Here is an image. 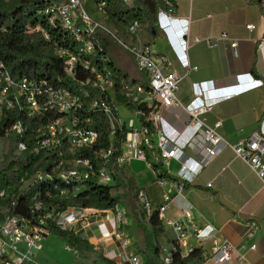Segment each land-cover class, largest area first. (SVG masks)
Returning a JSON list of instances; mask_svg holds the SVG:
<instances>
[{
    "label": "built area",
    "instance_id": "2783aa9c",
    "mask_svg": "<svg viewBox=\"0 0 264 264\" xmlns=\"http://www.w3.org/2000/svg\"><path fill=\"white\" fill-rule=\"evenodd\" d=\"M121 1L128 7L135 3V0ZM149 1L154 4L156 26H161L163 22L185 23L181 30V62L186 75L190 69H197L190 66L186 53L192 42L196 44L202 39L198 36L190 37V20L178 17L175 0ZM108 3V0H95V9L101 21L86 10L84 0L52 3L43 11L48 16L49 23L60 26L75 45L60 47L56 51L64 61V71L70 86L56 85L47 79H31L27 76L14 78L0 59V115L12 110L21 111L32 119L56 115L37 130L32 147L24 141L15 145L16 155L27 151L30 155L55 156L53 161H45L48 164L47 170L37 171L29 180L20 181L18 194H25L41 183L54 182L53 190L57 193L52 196L47 191L46 197L66 200L76 197L89 181L93 180L103 186L114 184L116 168L124 169L132 160L144 162L155 176L162 168L168 173L170 162L175 160L180 163V168L171 176L174 180H162V183L175 188V192L167 190L163 203L159 206L153 203L144 189H140L136 197L138 207L148 216L158 212L161 218L174 197L182 196L184 187L193 183L197 175V170L190 167L189 160L185 159V150L189 148L200 155L195 164L201 167L225 147H230L248 165L264 189V132L257 131L239 144L230 145L220 133L222 121L209 124L206 117L222 99H231L240 93L256 89L263 82L250 75H243L237 77L243 78L244 82L239 89H226L223 92L216 89L212 99L196 95L185 107L188 120L181 129L174 128L164 112L180 106L178 92L183 76L176 71L172 59L140 40L144 26L142 21L133 20L123 33L108 25ZM262 11L264 13V4ZM246 28L253 31L255 25L248 24ZM100 35L109 36L132 55L138 70L145 77V84L126 82L122 74L116 71L113 65L115 62H111L110 55L103 52ZM45 38L48 39V36ZM219 39L229 42V47L237 55V40L229 38L226 33L221 34ZM208 44L216 46L212 41H208ZM262 46L261 43L258 48L261 50ZM117 93L123 95L131 107L120 103ZM121 108L132 113L138 120V125L133 120L130 125L123 122ZM95 117H102L108 123L110 146L95 151L93 160L75 157V153L93 149L98 144L100 134L93 125ZM116 128L126 129L120 148L113 145ZM23 133L24 127L18 121L11 126L4 139L10 140L11 136ZM66 155L71 158H65ZM159 164L161 169L157 167ZM27 182L31 184L23 189ZM211 186L210 184L209 187ZM18 194L0 189V198L10 206L17 204ZM31 200L28 216L8 214V209L1 211L4 218L0 221V264H34L35 254L42 250L44 238L51 234L52 226L83 235L116 264H147L126 228L127 217L120 204L111 210H97L77 205L66 208L48 205L38 199V195H33ZM192 221V211L187 208L183 211L182 220L173 224L177 237L172 249L178 248L183 257H188L194 248L199 249L202 259L193 264H233L232 246L213 240ZM188 222L192 224L187 225ZM252 227L255 235L259 227L256 223H252ZM171 250L163 255L165 264L173 262ZM245 263L246 259L241 256L239 264Z\"/></svg>",
    "mask_w": 264,
    "mask_h": 264
},
{
    "label": "crops",
    "instance_id": "0c3cea01",
    "mask_svg": "<svg viewBox=\"0 0 264 264\" xmlns=\"http://www.w3.org/2000/svg\"><path fill=\"white\" fill-rule=\"evenodd\" d=\"M257 1L260 5L249 4L246 0H175L178 17L190 20V37L202 39L196 44L192 42L187 50L190 66L197 68L190 69L187 75L180 58L181 30L185 23L163 22L150 31V44L154 50L172 59L176 71L183 76L178 92L180 106L164 112L174 128L181 129L188 120L185 107L196 95L212 99L216 89L223 92L243 87V78L237 77L250 75L262 81L263 85L231 99H222L206 117L209 124L222 121L220 133L230 145L239 144L257 131L264 132V0ZM248 24H254L255 29L248 30ZM223 33L238 41L237 55L229 47V42L219 39ZM107 41L110 55L111 50L115 52L114 46H120L111 38ZM208 41L216 46H210ZM119 49L121 52L117 54L121 56L123 51L121 47ZM112 60L120 69L124 66ZM185 155L189 166L197 170V175L193 183L186 185L182 196L174 197L161 216L165 232L159 241L163 251L171 250L176 243L173 224L181 221L183 211L190 208L194 224L203 228L213 240L232 246L233 264H239L241 256L246 259L245 264H264V189L259 178L230 147L222 149L201 167L195 164L200 155L189 148L185 150ZM179 168V162L171 161L169 175L174 176ZM124 173L135 178L138 188L148 191L156 206L162 204L167 190H175L162 181H156L153 171L142 161L132 160ZM130 220L127 217V230L137 243L133 228L138 232L140 230ZM252 223L259 227L255 235ZM142 242L139 245L144 247V240ZM208 248H211L210 244ZM94 250L97 249L94 247Z\"/></svg>",
    "mask_w": 264,
    "mask_h": 264
},
{
    "label": "trees",
    "instance_id": "16d2710c",
    "mask_svg": "<svg viewBox=\"0 0 264 264\" xmlns=\"http://www.w3.org/2000/svg\"><path fill=\"white\" fill-rule=\"evenodd\" d=\"M63 1L0 0V59L14 78L27 76L31 79H47L56 85L70 86V81L64 71V61L57 55L56 51L60 47L75 45L60 26H53L49 23L48 16L43 12L52 3ZM108 1L106 22L119 32L123 33L125 27L135 19L147 24L149 31L156 29V16L145 1L135 0L132 7L124 5L121 0ZM246 2L260 5L257 0H246ZM45 36H48V39ZM108 39L109 36L106 35H100L99 37L103 52L107 54ZM110 60L112 62L111 57ZM113 65L128 84L138 82V80H129L128 75L116 63ZM142 82L143 84L146 83L145 77H143ZM117 99L124 106L131 107V104L120 93H117ZM55 117L56 115L52 114L43 118L32 119L21 111H5L0 115V140L6 138V133L11 126L20 121L24 127V133L11 136V145L15 146L18 142L24 141L29 147H32L37 136V130ZM93 125L100 134L98 144L93 149L75 153V157L93 160L95 151L110 146V127L108 123L102 117H95ZM125 136V128L122 130L116 128L113 139L114 147L120 148ZM65 158H71V156L66 155ZM54 159L55 156L30 155L27 151L21 155H16L14 150H11L8 155L2 159L0 158V189H6L17 195L21 180H29L37 171L47 170L48 164L45 161L51 162ZM157 167L161 169L160 164ZM124 171L125 168L119 170L116 168L114 184L103 186L92 180L87 182L85 189L76 197L66 200L48 199L46 197L47 191H50L52 196L57 193L53 190L54 182H44L33 189H29L25 194H18L19 201L15 206H10L7 201L0 198V221L4 218L1 211L6 209H8V214L30 215L33 195H38V199L48 205H57L62 208L77 205L97 210H111L120 204L122 200H127L128 196L136 201L140 188H138L135 178L126 176ZM162 180L173 181L174 178L162 168L156 176V181ZM57 184L63 187L60 182H57ZM118 190H122V192H118ZM113 192L116 193L113 194ZM132 215L133 223L144 237V248L141 252H138L144 256L147 264H165L163 249L159 241L165 229L159 213L153 212L148 216L144 212L140 216L137 210H132ZM145 219L148 220L147 224ZM51 235H56L74 252L88 253L94 251V246L83 235L76 234L74 231L52 226ZM171 254L173 257L171 264H193L202 259V253L197 248H194L188 257H183L178 248L172 249ZM103 261L107 264H115L114 261L106 257H103Z\"/></svg>",
    "mask_w": 264,
    "mask_h": 264
},
{
    "label": "rangeland",
    "instance_id": "374dc122",
    "mask_svg": "<svg viewBox=\"0 0 264 264\" xmlns=\"http://www.w3.org/2000/svg\"><path fill=\"white\" fill-rule=\"evenodd\" d=\"M84 5L86 10L93 15L94 18L101 19L99 18V15L95 9V0H84ZM150 31L148 29V25L144 24L142 31L140 33V40L143 43H149L150 44ZM109 43V42H108ZM120 48V47H119ZM114 46L115 52L111 50L109 53L111 57L118 62V64H123L121 70L125 72L129 80H136L139 77L138 82L143 83V74L137 69L134 58L132 55L124 50L121 49L123 52L121 53V56H118L117 53H119L120 49ZM117 49V52H116ZM121 52V51H120ZM120 68V67H119ZM121 118L123 122H125L127 125H130V122L133 120L135 122V125H138V120L136 117L130 113L127 110H124L121 108L120 110ZM11 150H14V153L16 152L15 146L11 145V141L7 139L0 140V158L2 159L4 156L8 155ZM141 167H144L143 164H140ZM31 184V182H27L24 186L23 189H27L28 186ZM146 190L145 188H141ZM147 191V190H146ZM118 192H122V190H118ZM148 192V191H147ZM116 192H113L115 194ZM137 203V201H136ZM163 203V202H162ZM123 205V209L125 210V216L130 218L133 222V215H132V210L129 207L128 204V199L127 200H122L120 205ZM138 213L139 215H143L144 211L141 209V207H138ZM130 220V222H131ZM148 220L145 219V223L147 224ZM129 223V222H128ZM126 228H129V224H127ZM134 238L136 239V248L139 252L142 251L144 247H142L139 244H142V240H144L142 232H138L136 229H134ZM165 252L163 251V255ZM104 254L100 249L94 250L92 252L88 253H79V252H74L71 249H69L66 244L59 239L56 235H48L47 237L44 238L43 241V248L41 251L37 252L34 257V264H107L106 262L103 261Z\"/></svg>",
    "mask_w": 264,
    "mask_h": 264
},
{
    "label": "water",
    "instance_id": "95a60500",
    "mask_svg": "<svg viewBox=\"0 0 264 264\" xmlns=\"http://www.w3.org/2000/svg\"><path fill=\"white\" fill-rule=\"evenodd\" d=\"M144 1L145 2L147 1V5L149 6V8L151 9L152 13L154 14L155 8H154L153 2L149 1V0H144ZM128 204H129L131 210H133V211L138 210V205H137L136 201L131 196H128Z\"/></svg>",
    "mask_w": 264,
    "mask_h": 264
}]
</instances>
